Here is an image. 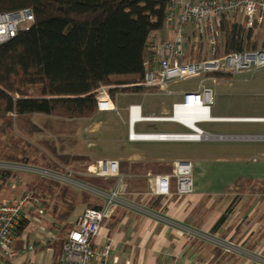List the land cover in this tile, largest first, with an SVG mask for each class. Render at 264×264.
<instances>
[{
    "label": "crops",
    "instance_id": "crops-1",
    "mask_svg": "<svg viewBox=\"0 0 264 264\" xmlns=\"http://www.w3.org/2000/svg\"><path fill=\"white\" fill-rule=\"evenodd\" d=\"M260 31H264V28H260ZM165 34H167L166 31L161 32V35ZM245 35H247L246 32ZM221 45H225H223V36ZM244 49L247 47L245 46ZM251 74L235 76L223 74L225 75V91H221L222 93L218 96H226L230 98V102L225 107L221 106L222 103L219 101L216 108L215 98L212 108L214 117L264 119V75L252 79ZM126 84L130 83H116L114 85L120 86L110 92L117 111H98L91 118L68 119L67 123L65 120L57 121L58 123L53 125L56 130L50 128L52 125L46 127L55 131L59 139L53 141L45 135L44 152L50 155L47 147L54 145L59 154L75 157L76 159L61 167L66 166L70 170L69 173L72 176L76 174L78 181L86 186H92L104 192L112 190L117 184V179L101 178L98 172L102 161L118 162L120 175L125 179L122 198L126 204L117 207L114 214L105 221L104 235L98 240V247L102 248L105 238H110L113 243V256L118 258L120 264H256L254 259L224 254L203 235L234 241L241 246L254 249V253L264 252V213L257 221L253 220L248 225L245 221L254 214L259 204L264 202L262 199L264 196L257 191L260 186H264V152L255 154L239 150L209 151L201 148L200 144L203 141H131L128 113L130 106L140 105L144 116L168 117L171 115L172 107L162 103L154 109L149 103L146 110L144 99L155 96L177 97L178 100L171 104L173 106L180 100V96L159 95L154 89L142 87L126 88L125 86L123 88L122 86ZM178 84H173L171 87L174 93L187 89L174 90V86ZM241 98L250 99L249 106L245 108L246 113L250 114H239V103L243 102ZM214 111L217 114H214ZM35 116L44 115L36 114ZM215 123L260 124L264 127V121L227 120L203 124ZM36 124L45 131L44 126L42 127L40 123ZM138 126H147L148 130L137 131ZM134 131L142 134L188 132L184 126L173 122H142L135 125ZM210 134L233 137L229 140L211 141L264 144V133L214 134L210 132ZM179 161H190L194 166V193L188 196L178 195L173 181L170 196L154 195L153 178L156 175L171 174L174 165ZM138 178L147 179L144 193L139 192ZM239 180L250 182L251 185L248 184L245 194L234 200L238 194L231 193L228 189ZM80 192L88 193L91 201L97 200L104 204L100 196L86 190ZM256 196H260L258 197L260 202L249 203L251 198ZM247 198L249 199L246 201ZM233 202H236L234 212L227 222L214 231L215 225ZM87 208H89L87 204L80 203L75 209L67 222L71 228L64 238ZM242 208L246 211L240 216L239 211ZM48 209L50 210L46 211L43 208V214L45 213L43 223L46 226L40 225L38 235L32 238L28 227L35 222L34 218L39 217V213L32 206H27L28 226L23 232V234L26 233V240H22L21 235L17 243L21 257L26 256L22 264H61L62 247L55 248L52 244L60 238L62 224L56 223L52 207ZM78 209H81L79 213H77ZM190 231L198 233L197 236L189 235ZM41 236L44 240L38 239ZM26 243L35 245V251L25 252ZM39 243L41 245L37 246ZM95 264H102V262Z\"/></svg>",
    "mask_w": 264,
    "mask_h": 264
},
{
    "label": "trees",
    "instance_id": "trees-1",
    "mask_svg": "<svg viewBox=\"0 0 264 264\" xmlns=\"http://www.w3.org/2000/svg\"><path fill=\"white\" fill-rule=\"evenodd\" d=\"M171 1L0 0V13L31 9L35 16L29 28L0 46V137L14 129L16 119L34 114L91 118L98 112L96 91L101 86L140 82L149 43L156 32L165 29ZM223 45L228 54L242 52L245 46L249 50L259 47L255 32L245 35L244 27L232 22L223 24ZM47 148L50 155L27 154L23 147L14 150L1 145L0 159L59 172L61 165L76 159L59 154L54 145ZM19 176L0 170V192ZM27 177L28 191L44 210L52 207L56 223L62 224L60 238L52 244L55 248L63 246L64 235L71 228L67 222L80 203L95 209L103 206L100 201H91L88 193L59 181L39 175ZM248 184L239 180L228 189L238 194L234 200L246 193ZM260 187L257 191L264 196V186ZM235 204L226 209L214 231L227 222ZM27 226L24 220L19 236Z\"/></svg>",
    "mask_w": 264,
    "mask_h": 264
},
{
    "label": "built area",
    "instance_id": "built-area-1",
    "mask_svg": "<svg viewBox=\"0 0 264 264\" xmlns=\"http://www.w3.org/2000/svg\"><path fill=\"white\" fill-rule=\"evenodd\" d=\"M35 20L31 9L0 13V46L14 38L20 30L29 28ZM232 22L244 26L248 34L264 28V0H172L166 16V27L156 32L149 43V55L144 61V78L140 82L123 85L124 88L142 87L154 89L159 95H178L180 100L173 104L168 117L144 116L140 105H132L129 113V139L131 141L159 140L204 142L211 140H229L230 136H215L204 131L203 123L225 122L229 118H218L212 115L215 104V92L205 82L198 87H189L180 93H174L173 84L199 75H236L254 73L264 68V48L244 49L242 52L228 54L221 45L223 24ZM219 59L223 62L220 63ZM186 61V63H184ZM120 85L101 86L97 89L98 111H117L110 92ZM195 112L191 118L182 115V110ZM142 122H173L184 126L188 132L170 134L136 133L134 127ZM157 136L154 139L151 136ZM21 165L33 173L50 178L58 174L56 170L44 169L29 164H17L0 159V170L15 171ZM33 169L36 171L34 172ZM50 175V177H48ZM98 176L117 179L116 186L107 192L97 190L96 195L104 200L101 209L87 208L76 220L74 228L66 236L60 258L61 264H120L113 256V243L105 238L102 248L98 240L103 237L105 221L117 207L124 206L123 188L125 179L120 175L117 161H102ZM154 195L170 196L171 184L175 183L178 195H192L195 190L194 166L190 161H179L169 175H156L154 178ZM145 178H138L140 193L146 191ZM89 190V188H88ZM91 190V189H90ZM94 193V192H93ZM43 214L41 203L32 193L14 195L0 202V264H22L26 256L21 257L17 249L20 236L18 229L27 217V206ZM189 235L197 236L195 231ZM224 254L238 258L254 259L256 264H264V256L241 249L234 241L218 239L215 236L203 235ZM26 240V233H22ZM236 243V244H235ZM25 252L35 251V245L26 243ZM23 258V259H22Z\"/></svg>",
    "mask_w": 264,
    "mask_h": 264
},
{
    "label": "rangeland",
    "instance_id": "rangeland-1",
    "mask_svg": "<svg viewBox=\"0 0 264 264\" xmlns=\"http://www.w3.org/2000/svg\"><path fill=\"white\" fill-rule=\"evenodd\" d=\"M264 31H260L258 30V32H255V41L257 40V43L259 45L258 48H264ZM219 62L222 63L223 60L219 59ZM184 63H186V61H184ZM264 75V70H256L254 73H252L250 76H253L252 79L255 78H260L261 76ZM235 76V75H233ZM126 78V77H123ZM225 76L223 75H199V76H195L189 79H186L184 81H182L181 83H179L178 85L174 86V90H180L182 88H189V87H198L201 83L205 82V84L212 88L215 92V98H216V108L219 105V101L222 103L221 106H225L227 107L229 105L230 102V98L226 97V96H218L220 93H222L221 91H225L224 89V85H225ZM13 96L18 97L16 93H12ZM177 97H160V96H155V97H149V98H145L144 99V106L146 107V110H148V105L149 103L152 105V107L155 109L158 106H161V104L163 103L165 106L168 107H172L171 104L175 101H177ZM241 100L243 102L239 103V114H250V113H246L245 108H247L249 106V102L250 99L248 98H241ZM225 102V103H223ZM224 110H227V108H223ZM171 110V109H170ZM147 113V112H146ZM214 114H217L216 111H214ZM36 114H34V116H27V117H22L20 119H16L15 121V127L14 129L8 134L5 135L3 137H0V146L4 145V147H8L11 148L13 147L14 150L15 149H19V147H23L26 149V152L28 154V152H32V153H37L38 155L42 154L45 150V148L43 147L44 144V140L45 135L47 138L54 140H58L59 137L56 135L55 131H52L51 129H48L46 127H50L52 125L53 130H56V127H53V125H55L56 123H58L57 121H61V120H65L67 123L68 119H61L58 117H47V115L44 116H35ZM36 123H40V125L45 129V131H43L42 128H40L39 125H37ZM172 125V124H171ZM35 127L38 128V130H35ZM205 131L207 132H211L214 134H218V133H228V134H262L264 133V127H261L260 124H202L200 125ZM21 127L23 129H21ZM143 127V129H142ZM141 130H148L147 126H138L137 131H141ZM186 131V130H184ZM45 132V134H44ZM77 134V133H76ZM27 143H30L33 145V148L30 147ZM201 148L204 150H209V151H219V152H226L228 150H239L242 152H246V153H255V154H260L261 152H264V144L262 143H247V142H241V143H230V142H220V141H210V142H202L201 144ZM36 147V150H33ZM41 162V161H40ZM30 165V164H29ZM28 166V165H26ZM21 165L20 167H16L15 171H20L23 173H26L23 170H27L28 168ZM40 166H42V163H40ZM30 168H32V166H28ZM23 169V170H22ZM63 171L57 172L58 174H53L52 177H50V175H48V177H50L49 179H53L55 181H59L63 184H66L70 187H72L73 189H76L77 191H81V190H86L89 191L91 193L95 192L97 193L96 188H93L92 186H86V184H82L80 183V181H78L77 177L75 176L76 174H74L73 176L69 173V169L65 166L63 167V169H61ZM33 171L35 172L36 169ZM58 171V170H57ZM26 175L24 178L23 176ZM27 175H33V173L29 172L26 174L21 175L22 178L17 177L16 179L14 178L13 180H11L8 188H4L1 192H0V201L4 200V199H9V197H12L14 195H22L23 193L29 192L28 191V187H27V180L28 177ZM80 180V179H79ZM89 188V190H88ZM261 188V187H260ZM91 189V190H90ZM263 192V191H262ZM260 196H256L255 198H251L249 203H257L260 202L258 198ZM263 197V196H262ZM250 198V197H249ZM247 198L246 201L249 199ZM264 199V197L262 198ZM261 199V201H262ZM81 209H78L77 213L80 212ZM243 210V211H242ZM246 209H241V211H239V215L242 216L243 214H245ZM243 212V214H242ZM254 214L248 219L246 218L245 221L248 224H250L253 220L257 221L259 219V217L264 213V202H261V204H259V206L257 207V210H255L253 212ZM39 217L35 219V222H32V224L28 227V231L31 232V237L34 238L36 237V235H38L39 233V226H43L45 227L46 224L43 223L44 221V214H38ZM238 215V217H239ZM248 219V220H247ZM43 223V224H42ZM42 236L38 239L39 240H44V238H42ZM219 239V237H216ZM236 244V243H235ZM238 244V243H237ZM41 244L39 243L37 246H40ZM241 249L246 250V251H253L254 249H250V248H246L245 246H241ZM259 255L264 256V252L263 251H257Z\"/></svg>",
    "mask_w": 264,
    "mask_h": 264
},
{
    "label": "bare ground",
    "instance_id": "bare-ground-1",
    "mask_svg": "<svg viewBox=\"0 0 264 264\" xmlns=\"http://www.w3.org/2000/svg\"><path fill=\"white\" fill-rule=\"evenodd\" d=\"M181 114L182 115H185V116H187V117H189V118H191V120H194L193 119V115L195 114V112H193V111H191V110H182V112H181ZM228 120H231V121H264V119H253V118H234V119H228ZM155 137H157V136H151V138H155Z\"/></svg>",
    "mask_w": 264,
    "mask_h": 264
}]
</instances>
